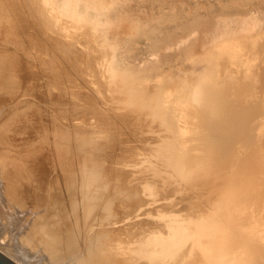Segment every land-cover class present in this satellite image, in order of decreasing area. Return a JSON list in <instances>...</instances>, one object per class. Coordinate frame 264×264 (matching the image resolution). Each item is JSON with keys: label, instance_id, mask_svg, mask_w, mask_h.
Returning <instances> with one entry per match:
<instances>
[{"label": "bare ground", "instance_id": "1", "mask_svg": "<svg viewBox=\"0 0 264 264\" xmlns=\"http://www.w3.org/2000/svg\"><path fill=\"white\" fill-rule=\"evenodd\" d=\"M152 1L158 7V13H139L141 9L133 13L134 6L128 0H1L0 91L2 95L7 96L12 89L21 87L20 82L14 80L13 73L22 70L26 64L31 67L33 65V61L32 64L24 62V54L20 50L22 46L29 45L30 39L28 40L26 36L30 35L26 33V36L20 35L22 33L19 27H35L32 35L36 38L39 34L41 40L43 38L42 41L39 39V44L32 45L31 42V45L35 46V51L38 50L48 56L42 57L39 63L54 80L60 81L59 89L64 91L67 85L63 79L73 77L71 74L78 62L77 50L70 43L75 38L69 34L70 30L72 32V29H79L78 34H81L80 27L87 26V32L83 28L82 35L84 32L86 35L90 34V40L95 41L94 46H98L97 50L101 52L100 60L98 58L95 60L98 61L97 64L100 62L101 69L98 67V70L103 78L106 90L104 93H107L108 97L103 99L105 95L100 91L105 101V106L102 107L111 106L104 108L103 112L105 115L122 114L123 119L133 123L132 129L135 126V131L132 133H135L134 136L138 133V137L142 131L150 129L152 123L157 122L162 129L161 139L158 138L161 141L151 142H154L152 143L154 145L160 142L154 150L164 165L161 167L156 164L159 160H155V167L158 165L161 170L164 166L166 168L160 171L162 174L158 173V178L159 169L157 167L153 169L154 164L150 167L151 162L144 161L143 164L149 163V167L142 165L150 169L149 172L157 170L153 173L156 174V178L150 174L153 176L151 180H156L151 181L156 186L160 183L162 187H168L176 181L189 187L187 192L192 194L188 196L189 199L184 202L186 207L182 209L187 212L179 217L180 214L166 208V218L160 228L155 225L147 229L138 228V233H131L130 229L133 227L131 225L115 226L121 221L123 209L114 213L111 206H104L102 207L105 209L104 214L92 218L96 207L94 200L107 186L102 178L106 174L101 177L98 173L89 175L83 172L89 164L86 144L90 141L84 138L85 131L72 125L78 117L71 116L69 120L71 124L67 122L69 125H66L69 127L57 132L51 141H46V137H42L43 134L39 135V141L49 146L47 151L49 156L46 157L48 156L52 162L49 164L50 168L53 167L55 170V175L48 179L51 183L50 189L53 187L60 189L64 197L63 204L58 206L57 212L53 210L55 213L49 219L48 216H43L44 214H37L40 221H37V217L36 220L35 218L32 220V216L24 215L26 210L22 200L23 195L35 189L39 178H42L40 177L42 175H39L42 169L40 157L44 152L39 153L42 151L38 149L40 157L30 153L33 151L32 147L29 148L32 151L28 149L29 153L12 152L14 147L11 140H15L23 130L21 126L13 123L11 113L9 117L5 110L0 112V228L3 229L1 225L6 227L3 223L17 224V230L19 228L23 230L16 231L18 232L16 235L20 232L19 236L25 248L28 245L26 249L36 252L35 256L42 253L44 259L42 263L46 264H264V11L242 12L244 6L251 0L224 1L225 3H220L218 9L207 10L204 13L200 12V5L197 2L191 3V7L185 9L182 4L184 0ZM121 21L128 22L129 27L126 25L123 28L118 27L117 24ZM114 28L122 31L116 30L112 33L113 42L108 43L105 41L107 37L105 31L108 30L110 33ZM47 32L53 36L50 34V37L47 36ZM74 36L77 38V35ZM90 40L88 42H91ZM141 41H146L144 49L149 55L159 56L160 59L148 62L143 67L121 63L119 60L121 47L127 46L126 50L129 51ZM52 50L61 55V59ZM97 50L95 48L96 52ZM166 51L171 53L165 54ZM177 58L190 62L189 65H185L186 70L178 74L164 73L162 70L164 64H169ZM152 79L155 82L149 88ZM91 82L93 83V80ZM73 95L71 99L76 100ZM18 100L19 102L15 104L18 107L17 118L21 116V119L24 118L23 122H32L37 116L38 109L29 104L24 96ZM12 101L10 103L14 102ZM111 103H115L116 106ZM11 106L9 104L8 108ZM111 108L113 112H110ZM114 108L121 109L122 112L115 113ZM132 113L133 118H130L128 114L131 116ZM114 118L116 120L114 125L119 128L120 126H117V123L120 124L119 119L115 116ZM42 122L44 123V119ZM44 124L47 127L57 125L58 122L50 119ZM146 124L147 128L144 130ZM157 124L156 132L159 131ZM83 126L85 127L84 124ZM154 130H147L148 136L152 135ZM145 134L144 132L143 135ZM115 136L117 135L112 138ZM19 138L21 139V136ZM96 145L101 146L97 142L93 149H96ZM154 145L150 144L152 147ZM17 147L22 148L19 145ZM77 149L84 151L85 154L82 157L78 155L81 157L78 158L80 165H76L72 158ZM100 149L99 151L102 150ZM146 150L140 151L138 148L140 152L145 153ZM135 156H138V153L137 155L135 153ZM69 160L73 165L69 164ZM126 165L128 162L124 168ZM133 165L131 167H134ZM144 167L138 169L146 170ZM134 173L131 172L130 175L133 176ZM111 176L117 185L123 187L129 174L118 168L111 171ZM151 182H148L149 185ZM144 187L147 188V185ZM149 187L152 188L151 185ZM149 187L147 190H151ZM175 188L178 192L185 193V189H180V185ZM125 196L131 197L130 204H137L140 201L137 187H131L121 199L118 198L121 203ZM97 213L99 212L95 215ZM111 214L120 215L111 219ZM91 218L95 222H90ZM27 220H29L27 225H23ZM11 223L9 228L12 227ZM96 224L99 227L92 233ZM13 234L15 233L12 232ZM128 235L129 239H126L125 236ZM6 240L4 243L7 244ZM17 243L20 245V241ZM6 244H4L6 247L11 246V243L9 246ZM5 246L0 244V249L6 255L13 256ZM14 246L12 245L13 249ZM11 258L17 261L15 257ZM24 261L21 262L24 264Z\"/></svg>", "mask_w": 264, "mask_h": 264}, {"label": "rangeland", "instance_id": "2", "mask_svg": "<svg viewBox=\"0 0 264 264\" xmlns=\"http://www.w3.org/2000/svg\"><path fill=\"white\" fill-rule=\"evenodd\" d=\"M128 1H130V3H131L132 6H134L135 11L133 13L137 12L138 9H141L139 13H158L159 12L158 7L155 6L152 3L153 2L152 0H147V1L146 0L145 1L144 0H140V1H138V0H128ZM224 1L226 2L228 0H195V1L194 0H184L182 4H184L183 7L185 9H188L189 7H191V3L194 2V4H196L195 2H197V4L200 5L199 6L200 9H201L200 12L204 13L207 10H214L215 8L218 9L220 3L222 4ZM1 7L2 6L0 5V8ZM244 8L245 9H242V12H244V13H254V12H257V10L264 11V0H251V2H249L248 5L244 6ZM64 20H65V18H64ZM20 22H19V25L22 24V21H20ZM125 25H126V27H129L128 22H125V21H121V22H119L117 24L118 27H122V28L125 27ZM21 27H19L20 28V33H22L20 35H25V33H26V35L29 34L30 37H28L26 35L25 36L28 38V40L30 39V41H29V45L27 47L26 46H24V47L22 46L20 50L24 54V58H25L24 59V62L31 63L33 61V65L31 67V66H27V64H26L25 67L23 66L22 70H19V71L13 73L14 80L17 79L16 81H19L20 82L21 87H18V89H12L7 96L2 95L3 93L0 91L1 92L0 93V107H1L0 108V112H4L6 110L5 111V114L9 115L11 113V120L13 121V123H16V125H18L19 127L21 126V129L23 130L20 135H18L17 137H15V140L14 139L11 140V145L14 147L13 150H12V152H28L30 150L29 148H31V147H32V150L33 151L30 150L32 152H30V151L29 152L33 156L34 155H37L38 156L39 153H43L44 152L41 155V157H40V155L38 156V157L41 158L40 159V164L43 165V166L41 165V168L42 169H40L41 171L39 172V175H42V176H40L42 178H39L40 180H38V184L36 185L35 189H32V190H30L29 192H26L23 195V198L24 199L22 201H23V205H25L24 206L25 207L24 209L26 210V212H24V215L27 214L29 216H32L31 219L33 220L35 218V220H36L38 218L37 217V214H40V215L41 214L42 215L44 214L43 216H48L47 218L49 219V217H52L53 214L58 211V206L60 207L63 204L62 201L64 200V197L62 196L60 189L59 188H54V187L52 189H50V186L49 185L51 183L49 182L48 179H50V177H52V176L55 175V170L53 169V167L50 168V165H51L52 162L49 161V158H48L49 153H47L49 146L44 145L41 141H39V139H40V136L39 135L42 136V134H43L42 137H46V141H51L54 137H56L57 132H59L62 129H65V128H68L69 127V126H66V125H69V123L71 124V122L69 121L70 120V117L71 116H74V117L76 116V118L77 117L78 118L75 119V121H74V123H72V125L76 126V128L79 129V130L85 131L84 138H87V140L90 141V142L88 141L89 143L86 144V145H88L86 147L87 148L86 149V152H87V155L90 156L89 158L87 156V163H89V164H87V166L83 169V172L86 173V174L88 173L89 175L91 173H98L99 175H101V177L106 174V176H104L102 178L106 181V185L107 186H106V189L105 190H103V191L100 192L101 194H97V198L94 200L96 207L94 209L95 211L93 213L92 218L103 215L104 212H105V209L102 208V207H104V206H111V210L114 213H117L118 210L122 211V209H123V212H121L122 213V217H120V219H121L122 222H123V220L125 222L122 223L120 221L119 222V225H115V226H120V225L130 226L131 225V226H133L130 229L131 230V233H138L139 232L138 231V228L147 229L150 226H154V225H155V227L160 228L163 225V223H164L163 221H165L164 218H166L165 214L167 212L166 211L167 209H169L170 211H172L173 213H176L178 215L180 214L179 217L183 216L182 214H184V213L187 212L186 210H184V211L182 210L184 206L186 207V204L184 202L187 201L189 199L188 196L192 194L190 192H187L188 191L187 189H189V187H187L186 185L180 184V183H178L176 181H174L172 185L168 186L169 188L167 186L166 187H162L161 185H159L160 183L157 185L158 186L157 187L156 185H154L155 183L154 184L152 183V182H155L156 180L155 181L151 180L153 176H154L153 178H156L158 176V173L160 171H164V169L166 168L164 166V169H162V170L159 169V168L163 167L164 164L161 163V159L158 156H156V151L154 150V149L157 148L155 146H157L160 142L158 144L155 143V145L152 144L154 142H151V140L152 141L154 140L156 142L157 141H161V140H158V138L161 139V137H160V135L162 134L161 127H159L158 124H157V122H155V123H152L153 126L151 124V126H152L151 128L152 129L150 127H148L150 129H146L147 128V124H146V127L144 128V130L145 129L146 130L145 131H142L141 132L142 134L140 133L141 135L139 134V137L137 136L138 133H136V135L134 136L135 133H132V132L135 131L134 130L135 129V126L132 129V126H133L132 124L133 123L130 122V120L123 119V117L121 116L122 114L116 113V111L122 112V110L121 109H115V108H117V107H115L116 106L115 103H111V105H113V104L115 105V106H112V108L115 107L114 108L115 109L114 111H115L116 114H113L112 113V114H106L105 115V113L103 112V109L104 108L111 107V106L108 104V102H106L109 106L106 105V107H104V108L102 107V106H105V101H103V99L108 98V97H106L107 96V93H104V92H106V90H105V87H104V84H103L104 83L103 82V78H102V76H100L101 74H99V72H100L99 70L101 69V66H99V63L100 62L97 64L96 62H98V61L95 60L97 58L99 59V57L101 55V52L99 50H97L98 49V46L97 47L94 46L95 45V43H94L95 41L90 40L91 39V35L90 34H89L90 37L89 38H86V36H89L88 34L86 35V33H85V32H87L86 29L88 27L86 26V28H84L85 26H82V28H81L79 26L80 29H81L80 30V33L81 34H78L79 33V29H76V28L75 29H72V32L70 30V33L69 34L72 35V37H75L74 39L71 38L73 40H71L70 43H71V45L73 47L75 46L74 48H76V50H77V51L76 50L75 51L78 54V62H77V65H76L75 69L73 68V71H72V74H71V76H73V77L72 78L71 77H68V78H71V80L69 81L67 77H65V79H63V81H65L66 82L65 84L67 85V87H66L67 90L64 89V91H60V89H59L60 88V83H59L60 81L54 80V77L51 74H49L48 71L46 70V68L43 67V66H41V64H40L41 63L40 61H41L42 57L46 58L47 55L46 54H41L38 50L35 51L36 50L35 49V46H32V45L39 44L38 42H40V40H41V36L39 34L38 35L40 37L38 35H37L36 38H35V36H33L34 35V30H35L34 28L35 27L33 28L32 26H25L24 28L22 27L23 29ZM71 28H69V29H71ZM77 28H78V26H77ZM83 28L86 31L83 30V32L85 31L84 32L85 34L83 33V35H82V32L81 31H82ZM48 29L49 28H46V30H48ZM75 30H77V31H75ZM116 30L122 31L121 29H115V28L113 30H111L110 33H108V30L105 31V33L107 34V37L105 38V41L106 42H108V43H112L113 42V35H112V33H114ZM51 31L52 30H50L49 32H51ZM49 32H47V36H49V34H50V36L51 35L53 36L52 33H54V32L53 31H52V33H49ZM17 33H19V32L17 31ZM32 33H33V35H32ZM37 33H38V31H37ZM59 33L60 34H63L61 32H59ZM74 33H76V34H74ZM74 35H77V38ZM32 36H33V38H32ZM88 39L91 42L92 41L93 42L92 43L91 42H88L89 41ZM42 40H43V38H42ZM31 42H33L32 45H31ZM79 42L81 44H79ZM145 42L144 41H141L136 47H133V48L131 47L132 49H130L129 51L126 50V47L127 46H124L126 44L125 43L123 45L124 47H121V49L119 51V54H120V59L119 60H120V62L121 63H125V64H132V65H137V66L143 67L148 62L158 61L160 59L159 56H151V55H149L148 52L145 51V49H144ZM88 43H89V48H88ZM85 44H86V46H85ZM96 44H97V42H96ZM92 45L94 46V48H93ZM82 46H84V47H82ZM95 48H96L97 52L95 51ZM88 49H90V50L93 49V51H90ZM78 51H80L83 56H81L80 52H78ZM35 52H38V53H35ZM53 52L56 54L55 51H53ZM169 52L170 51H166L165 54L166 53L169 54ZM86 53H87L88 56L86 55ZM77 54H76V56H77ZM84 54L86 55V57H85ZM56 55H58L59 59H61V55H59L58 53ZM79 56L82 57V58H80ZM34 61H36V62H34ZM189 64H190L189 61H186V60H184L182 58H177V59H175L174 61H172L169 64L168 63L164 64L162 70H163L164 73H167L168 72L170 74H178L179 72L185 71L186 70L185 69V65H189ZM80 66H81V68H80ZM98 67H99V70H98ZM59 69H61V67H59ZM89 74H91V75L89 76ZM50 76H51V78L52 77L53 78L51 79ZM87 76H89V77L87 78ZM152 78H154V77H152ZM89 79H91V81L93 80V83ZM94 79H96V80H94ZM154 82H155L154 79H152L149 82V88L153 85ZM73 83H75V84H73ZM91 83L93 84V86H92ZM68 87L69 88L71 87V88L68 89ZM100 91L102 93H104V95H105V97L103 99H102V96H104V95H101L102 93ZM97 92L99 93V95H101V97L99 95H97L98 94ZM69 93H70V95H69ZM42 95H43V97H42ZM71 95H73V98L75 96V98H77V99L76 100L75 99H71L72 98ZM21 96H24L25 99H27V101H29V104H33L34 105V108L36 110L38 109V113H36V114L39 117L36 116V118L32 122H30V123L24 121L25 122V124H24V122H23V119L24 118L21 119L22 118L21 116H18V118H17L16 110H17L18 107L15 106V104H17V102H19L18 99H20ZM12 97H14V98H12ZM36 97H38L39 99L36 98ZM56 97H57V101H56ZM81 97H82V100H81ZM9 99H10V101H9ZM66 99L68 101H66ZM60 100H62V101H60ZM92 100H93V102H91ZM11 101L13 103H10ZM70 101H71V103L69 104ZM9 104L12 105L11 108H8L9 107ZM7 108H8V110H7ZM68 108H69V110H68ZM112 108L110 109V112H113ZM98 109H100V110H98ZM107 109H109V108H107ZM43 111H44V113H43ZM60 113H63L64 115L61 114L62 115L61 116ZM5 114H4V116H5ZM42 115H44V117ZM119 115H120V117H119ZM128 115H129L130 118H133V115L134 114L132 113V115H131L132 117L130 116V114H128ZM114 116L119 119L118 122H120V124L117 123V126H120L119 128L118 127H115V125H114L116 123V120H115ZM9 117H10V115H9ZM43 119H44V123L47 122L50 119H54L55 121L58 122V124L57 125H52V126H47L46 127V125L42 122ZM102 120H103V122H102ZM105 121H106V123H105ZM67 122H69V123H67ZM78 122H80L81 124H76ZM82 122H84V123H82ZM26 123L28 124V126H27ZM34 123H37V124H34ZM83 124L85 125V127L83 126ZM109 124H110V126H109ZM156 124L159 127V131H157V132H156V130H158V128L156 129V127H155ZM60 125H61V127H60ZM129 125H130V128H129ZM36 126H38L39 130H37L38 128ZM44 127H46V128L44 129ZM41 128H42V130H40ZM121 128H123V129L120 131ZM109 129H111L112 131L109 130ZM130 129H132V131H129ZM153 129H155L154 130L155 132L153 131L152 132V135L149 134V136H148L147 132L149 130H153ZM144 132L146 133L145 135H143ZM92 134H93V136H91ZM114 135H117V136H115V138L117 137L116 139L115 138H112ZM142 135H143V137H142ZM20 136H21V139L19 138ZM47 136H48V138H47ZM151 136L152 137L154 136V138H152ZM155 136H156L157 139L155 138ZM24 139H26V140H24ZM102 139H104V140H102ZM112 139L114 140L113 142H112ZM146 139H148L150 142L148 140H146ZM107 140H108V142H105ZM97 142H98L99 145H101L100 147H101L102 150L97 145H96V149H93V145L94 144H97ZM103 143H106V145H103ZM21 144L24 145V146H22ZM150 144L151 145H154V146L152 147V146H150ZM15 145H16V147H15ZM18 145L21 146L22 148H20V147L18 148L17 147ZM90 145H91V147H90ZM102 145H103V147H102ZM106 146H108V147H106ZM88 148H91V149H88ZM138 148H139L140 151L143 150V149L144 150L148 149V150H146L145 153H144V151H142V152L138 151ZM149 148H151V149H149ZM34 149H36V151ZM38 149H39V151H42V152H39ZM97 149H98V151H96ZM99 149L101 151H99ZM150 150H151V152H150ZM95 151L98 154H95L96 153ZM125 151H127V152H125ZM153 151H155V152H153ZM133 152H135L136 155L138 153V156L140 154L139 158H138V156H135V153H133ZM121 153H124V154H121ZM83 154H84V151H80L78 149L73 153L72 158L74 159L76 165H80L78 163V158H81ZM119 154H120V156H119ZM131 154H133V156ZM149 154H150V156H149ZM46 155H48V156L46 157ZM78 155H80L81 157L80 156L78 157ZM114 155H115V158H117V159L114 158ZM151 155H152V157H151ZM131 156L133 157V159H132ZM123 157H125V158H123ZM147 157H149V158H147ZM120 159H123V160H120ZM97 160H98L99 163L97 162ZM152 160L154 161V163H152L153 162ZM155 160L156 161L159 160L156 164H158V165L161 166L159 168H158V165L156 166L159 169L158 172H157V176H155L156 174L155 175L153 174L154 172L156 173V171H157L156 169L154 170V172H149L150 169H147L146 167L143 166V165H146L147 167H149V166L151 167V165L154 164V166L152 167L154 169V168H156L155 167V162H156ZM122 161H124V163H122ZM137 161H140V162H137ZM144 161L149 162V163L151 162V163L148 166L149 163H146L145 162V164H143ZM47 162H49L48 163V165L50 164L49 166L48 165L46 166V163ZM126 162H128V165H126L125 168H124V165H125ZM69 164L70 165H73L70 160H69ZM82 164H83V167H84L85 166V161L84 160L82 161ZM133 164H135L136 167L138 166L137 169H136L135 165H133ZM44 165L46 166V169H44L45 168ZM113 165H114V167H113ZM132 165L134 167H131ZM141 165H142V167L146 168V170L143 169L141 171L140 170V169H142ZM117 167L119 169H122V170L126 171L129 174L128 180H130V183H128V180H126V182L123 185V187L117 185L111 179V177H112L111 176V171L118 169ZM133 168L135 170H133ZM138 168H140V169H138ZM44 170H45V172H44ZM87 170H88V172H87ZM107 171L109 173H107ZM137 171H139V172H137ZM131 172L134 173L133 176H131L132 175ZM160 173L162 174V172H160ZM150 174L153 175V176H150ZM163 174L165 175L164 172H163ZM107 175H108V177H107ZM109 176H110V178H109ZM130 177H132V178H130ZM158 178H159V176H158ZM146 179H147V181H146ZM148 179H149L150 182L152 181L150 183V185H151L152 188L149 187L150 185L148 183L149 182ZM107 181H108V183H107ZM131 181H133V183H131ZM139 183H141L143 185V187H141L142 185H140ZM45 184H46V186H45ZM144 185L145 186L147 185V188L149 187L151 190H147V188L144 187ZM153 185L155 186L156 189L154 188ZM178 185L181 186L180 189H183V190L185 189V193H181V192H178L176 190L175 187L178 186ZM182 185L184 186V188L182 187ZM133 186L134 187H137L138 197H140V201L137 202V204L136 203L135 204H130V202H131L130 198L131 197L130 198H126V196H125V198L122 200V203H121V200H119V199H121L123 197V195H125V192L126 191L131 190V187H133ZM144 190L146 192L148 191L147 193L152 192V194L155 195V196H153L151 193H150V195L147 194ZM141 192H142V194H141ZM143 193H145L144 195H146V197L143 195ZM107 195H108V197H107ZM147 195L150 196V197H148ZM154 197H156V198H154ZM150 198H152V199H150ZM168 203H170V204L168 205ZM175 203L176 204L178 203L179 205H176ZM174 204H175V206H173ZM129 206H132V207H129ZM164 206H166V207H164ZM53 207H55V208H53ZM54 209H55V212L53 213V210ZM174 209L176 211H174ZM124 210H127V211H124ZM33 212H35V214ZM96 212H99V213H97V215H95ZM33 215L35 217H33ZM117 215H120V214H117ZM117 215L111 214L110 215V218L111 219H115ZM157 215H160V216L158 217ZM154 217H156V218L153 219ZM39 218L37 219V221L39 220ZM92 218H91L90 222H95V220H93ZM125 219H127V220H125ZM41 220H43V219H41ZM3 222H4V220L2 221V223ZM28 222H29V220H27V222H25V224H23V225L26 226L27 225L26 223H28ZM10 223L11 222H9L8 225L7 224L5 225L3 223V225L6 226L7 229H6V227H3L1 225V227L3 229H5L4 231H6V233L3 231V229L0 228V233L2 235V236L0 235V244L3 245V246H5L4 244H6V243H4L5 242L4 240H6V239H8V241L10 240L9 242L11 243V246H9L10 243L6 240L7 241V244L6 245L9 246V247H6L5 246V248H6V250H8V248H9V250H10L9 253H11L13 256H11V255L9 256L8 254L6 255V253L3 252L1 249H0V253H2L3 255H5L7 258H9L10 260H12L16 264H23V262H21L22 260L23 261L24 260L26 261V262L24 261V264H32V263L33 264H35V263L36 264H38V263L39 264H46V263H42L44 261V259L42 257V253H39L37 256H35L37 253L36 252H33V251H29V249H26V248H28V245L25 248L24 244L21 242V236H19L20 232H19L18 235H16V233H18L16 231L23 230V229L19 228V230H17L18 229L17 228L18 226H17V224L15 225V223L13 225V222L11 223L12 224L11 226L12 227L16 226V228L14 227L16 230H14V228L12 229V227L9 228L10 227L9 226ZM21 225H22V223H21ZM21 225H20V227H21ZM97 225L98 224L94 225L95 227L91 231L92 233H94L96 231V229L99 227ZM163 230L165 231V228ZM8 232H9V234H8ZM12 232H14L15 234L12 235ZM10 233H11V238L9 239ZM128 234H130V233H128ZM6 236H9V237H6ZM16 236H18V237H16ZM129 236L130 235L125 236V238L126 239H129ZM3 237H5V238H3ZM19 241H20V245H19V243H17ZM8 243H9V245H8ZM12 245H15L14 246V249L12 248ZM11 250H12V252H11ZM18 250H19V252L17 253ZM127 250L128 249H126V251ZM23 251H25V252H23ZM20 252L23 255H21ZM24 253H26V254L32 253V254H28V256H27L26 254L24 255ZM11 257H15V259L17 261H15L14 258L12 259ZM26 257L27 258L29 257L28 260H27ZM30 257H35V258H31L32 259L31 260Z\"/></svg>", "mask_w": 264, "mask_h": 264}, {"label": "water", "instance_id": "3", "mask_svg": "<svg viewBox=\"0 0 264 264\" xmlns=\"http://www.w3.org/2000/svg\"><path fill=\"white\" fill-rule=\"evenodd\" d=\"M0 264H16L9 258H7L5 255L0 253Z\"/></svg>", "mask_w": 264, "mask_h": 264}]
</instances>
